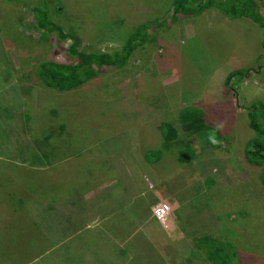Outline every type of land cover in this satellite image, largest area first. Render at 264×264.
<instances>
[{"label": "rangeland", "instance_id": "1", "mask_svg": "<svg viewBox=\"0 0 264 264\" xmlns=\"http://www.w3.org/2000/svg\"><path fill=\"white\" fill-rule=\"evenodd\" d=\"M42 1L0 0V93L8 90V73L19 85L20 106L42 108L43 121L52 118L39 129L33 112L26 117L47 162L78 163L86 178H103V165L105 178H131L134 190L119 212L91 216L63 234L33 233L35 240L20 231L29 215L17 204L5 223L16 230H0V264H212L194 253V240L208 234L241 251L244 264H264L263 171L245 159L255 133L243 106L264 102V29L216 9L173 17V0H51L53 20L78 36L84 52L121 48L140 26L153 23L125 66L61 93L37 72L48 60L69 62L64 49L71 42L44 39L36 29L33 9ZM240 69L249 76L234 92L225 82ZM0 95V151L19 142L16 150L30 159L26 127L16 130L22 126L18 104ZM191 107L204 112L223 141L216 147L195 139L197 155L180 163L188 146L179 115ZM63 111L68 117L57 118ZM163 121L179 129L166 151L157 134ZM150 151H162L161 159L147 161ZM14 167L0 165V178H39ZM158 205L169 214L165 224L154 215Z\"/></svg>", "mask_w": 264, "mask_h": 264}, {"label": "trees", "instance_id": "2", "mask_svg": "<svg viewBox=\"0 0 264 264\" xmlns=\"http://www.w3.org/2000/svg\"><path fill=\"white\" fill-rule=\"evenodd\" d=\"M50 1L43 0L40 6L33 9L36 29L41 32L44 39H49L50 36L55 35L61 42L70 41L71 44L64 49L70 61L65 63L52 60L42 62L38 67L37 75L49 88L61 93L77 92L98 77L105 69L125 66L136 46L145 42L147 33L153 26V23L143 24L125 45L111 52H84L81 50L82 44L78 36L73 32H67L62 25L53 20ZM259 1L264 8V0ZM210 9H216L226 17L250 20L264 29V14L260 11L256 0H173L171 11L173 17H197ZM248 76L249 70H236L227 77L225 85L234 92L239 91L240 86H237V83L245 81ZM243 106L247 110L249 127L255 133L246 147L245 159L249 164L262 168L264 184V102L258 101ZM66 113L63 111L55 114L56 117L58 116L57 118L62 119L68 117L69 113ZM36 116L39 118L37 124L40 127L50 126L53 123L51 117L49 120L43 121L39 115ZM179 123L183 132L187 134L185 142L188 146L187 150L178 158L180 163H188L197 155L199 148L192 146L195 139L201 140L202 144L213 143L216 147H219L223 141V135H220L216 129L209 125L201 109L195 107L183 109L179 115ZM157 134L162 140V149L166 151L178 140L179 129L172 122L163 121L157 127ZM161 157L162 151H150L146 159L157 162ZM110 164L111 167L112 163ZM0 165L15 166L14 168L22 169V167L6 164L2 161H0ZM100 169L104 170L103 175L100 176L105 178L108 172L105 171L103 165ZM97 170L100 172L99 169ZM110 172L112 173L111 169ZM39 232L41 231L32 230L29 232L32 234L26 236L28 239H34L33 233ZM194 247V253L200 254L203 260L212 264H244L247 260L241 251L214 235L208 234L197 237L194 240Z\"/></svg>", "mask_w": 264, "mask_h": 264}, {"label": "crops", "instance_id": "3", "mask_svg": "<svg viewBox=\"0 0 264 264\" xmlns=\"http://www.w3.org/2000/svg\"><path fill=\"white\" fill-rule=\"evenodd\" d=\"M13 78L14 76L11 77L8 73L4 75L3 82L7 81L9 87L7 91L2 90L0 94L11 95L12 105L18 104L22 126L20 130L16 127V130L23 131L26 127L23 132L27 134L23 133V135L32 140L28 149L31 157L29 159L16 150L17 145L20 144L17 142L8 150L5 146H1L0 161L35 172L39 178H0V230H16L5 223L11 219L8 217L10 214L15 215L11 208L17 204L23 206L25 214L31 217V219L26 217L21 220L20 231L35 230L44 232L45 235L47 231L62 234L66 231L71 232L72 227L81 220L88 222L93 219L91 216L119 212L123 204L129 205L132 199L130 194L134 190L131 178H86L85 172H80L78 163H69L70 160L47 162V157L45 158L38 147L37 136L34 137L26 121L29 111L37 115L42 108H31V106L27 108L24 102L23 107L20 106L21 100L17 95L19 85ZM38 128L42 129L44 126H38ZM115 169L117 170L118 167L115 166ZM118 187L121 190H116ZM123 189H127L128 196L124 194ZM28 219L31 220L30 223H27Z\"/></svg>", "mask_w": 264, "mask_h": 264}, {"label": "built area", "instance_id": "4", "mask_svg": "<svg viewBox=\"0 0 264 264\" xmlns=\"http://www.w3.org/2000/svg\"><path fill=\"white\" fill-rule=\"evenodd\" d=\"M154 215L163 223L165 224V220L168 217V212L166 211V206H156L154 209Z\"/></svg>", "mask_w": 264, "mask_h": 264}]
</instances>
